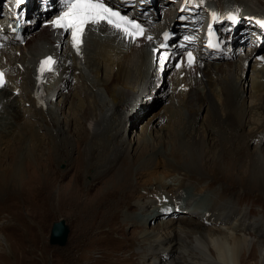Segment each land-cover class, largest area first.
I'll list each match as a JSON object with an SVG mask.
<instances>
[{
	"label": "bare ground",
	"instance_id": "1",
	"mask_svg": "<svg viewBox=\"0 0 264 264\" xmlns=\"http://www.w3.org/2000/svg\"><path fill=\"white\" fill-rule=\"evenodd\" d=\"M48 1L47 7L54 8L50 12H46L51 13L52 16L43 20V23L62 11L60 0ZM203 1L208 5L213 2V0ZM133 9L135 12L140 9L141 14L149 10L147 8L143 10L138 4ZM214 9L217 7L211 5L210 13ZM3 11L0 8V14ZM227 11L230 12L229 15L232 13L235 16L242 11L247 14L249 9L233 7ZM150 15L151 13L148 16L152 19ZM211 15L209 26L212 25L211 31H213ZM259 15L262 14L259 13ZM212 16L216 17L214 23L220 20L222 24H226V17L221 19L217 15ZM4 18L13 19L14 17L11 12H8L0 17V19ZM13 22L16 23L14 19ZM43 23L32 31L24 32L26 42L24 38H21L20 43L11 44L6 41L3 46L2 63L9 67V70L8 82L0 90V158L8 157L12 162L11 168L5 170L9 174V180L14 184L20 182L24 185L27 181L29 182L31 177H39L41 180H43L42 176L45 177L46 184L42 185V189L31 190L29 187V190L35 192V196L41 194L39 203L80 208L88 213L90 216L88 218L86 216V221H83L85 223L82 227L83 233L80 234L82 242L86 240L87 233L91 232V234L95 233L93 237L105 233L104 239L113 240L115 236L120 235L122 243L134 245L135 242L136 245L139 244L141 249L133 253L134 257L131 256L135 258V264H138L139 259L143 260V264H264V217H253L252 220H249L253 209L241 207L239 204L242 202L237 201L239 198L236 200L228 195L233 191H230L228 187L235 186L232 182L226 190L222 187L223 193L212 198L210 202L205 201L202 195L196 200V192L200 190L196 186L189 187L191 194L187 196L188 200L182 197L169 200L170 195L161 197L160 191L155 195L156 198L137 195V192L143 194V188L147 190L149 184L151 185L154 181H157L156 185H160V187L167 185V182L172 180L176 182H180V180L205 181L207 178L203 175L201 176L203 178L198 177L196 180L195 175L197 174L194 172L196 164L206 167L209 163V158L203 151L207 135L214 137L213 133H222L219 140L229 139L231 143L228 144L231 145L229 147L222 146L221 151H230L233 147L236 150V142L242 139L243 118L247 111L253 110L251 113L264 115V66L258 61L252 60L251 97L253 104L250 109L244 103L245 92L242 90L241 79L248 70L247 62L250 64L253 56L247 59L245 53L244 56L241 54L235 59H228L219 52L217 59L215 57L205 58L202 53L204 46H202L199 63L188 69L190 77H180L183 69L173 70L172 66L169 71L172 76L171 78L167 77L164 82L167 83L168 88L174 86L171 90L174 93L172 104L175 107L166 106L160 113L154 114L149 121L144 139L153 138L151 129L161 126L162 130L164 128L167 131L161 136H168V141L171 144L175 140L176 146L173 147L170 156L161 158L162 149L157 145L162 141L151 145L146 144L143 146L141 154L134 153L133 160L125 158L121 166L116 168V162L122 150L117 149V145L112 146L111 141L116 137L123 139L119 127L125 121L123 112L127 108L130 94L144 83L150 73L155 74L156 72V75L157 73L159 75L161 71L160 63L156 62V67H153L154 55H152L151 61L146 55L149 45L152 46V51L157 48L158 32L151 29L144 37L132 40L124 37L121 32L110 26H93L85 35L82 52L77 53L71 48L69 35L58 34L49 26H44ZM7 27L8 25L0 30L1 33L7 34L9 31ZM238 28L239 24L234 25V29ZM186 31L190 34L196 32L192 26ZM250 32L254 34L250 38L258 42L261 33H258V30H250ZM147 35L153 36L154 39L147 40ZM228 36L230 37L229 33ZM243 49H245L244 45L237 48L238 51ZM47 55H52L56 63L52 65L51 71L46 70L43 73H38L40 65ZM157 58L156 55V60ZM198 70L202 72L201 77H198ZM72 76H74V84L71 85L69 91L61 95L62 102L55 103L56 95L61 94L58 91V83L65 82ZM52 80H56V83L47 88L46 84ZM182 82H186L185 85L188 87L177 91V87ZM77 87H80V90H77ZM18 88H20V92L17 94V98H14L12 92ZM221 95L224 99V113L221 115L216 111L210 131L207 128L202 134L195 124V116L206 105L210 109L213 108V98H220ZM91 97L93 104H86L85 101L88 102ZM232 101L234 104H231ZM17 102L22 110L17 106ZM27 103H30L36 112L32 114V118L24 120L23 113L27 111L24 109V104ZM68 105L70 115L76 117L81 112L80 124H77L74 119L66 118L65 122L61 120L59 113L63 112ZM175 116L177 124L172 126L174 121L172 119H175ZM63 123L68 127L74 126L72 136L65 134ZM9 124L16 127L15 132L7 131L11 127L8 126ZM35 124L39 125L40 131L46 129L47 132L50 131L49 133L55 136V140H61L66 145L67 154H69L72 140L79 145L76 157L72 156V160H76L75 169L72 164L74 170L72 178H78L79 174L80 177L85 176L87 170L86 176H90L92 180L86 183L85 190L82 189L83 187H79L80 184L76 178L70 183L67 182L68 184L61 183L55 192L53 191L56 185H53L54 180L45 171L49 165L44 158L46 151L43 153L39 147V140L44 136L34 128ZM83 129L89 131L91 137ZM47 132L45 134H49ZM254 134L256 137V133ZM11 136L14 137L11 138ZM161 136H159L160 140L163 139ZM182 137H185V140ZM257 138H254L258 144L255 155L260 157L264 151V138ZM83 141L87 146L86 167L83 163L85 153L79 149L80 143ZM177 142L187 146L194 144L197 149L195 151L192 149L191 152L181 150L177 146ZM27 143L30 144V147ZM47 143L50 144L49 147L54 146L51 140L45 144ZM139 143L141 144V142ZM243 145L245 146V144ZM3 149H6V152H3ZM181 151L183 153L180 155ZM220 156L213 157L212 161L219 162ZM142 158L146 159V163L134 172L133 166ZM161 163L171 167L170 173H168L170 177L159 174L155 170V167ZM69 170L71 171L72 167ZM69 170L62 173L67 174ZM110 171L112 172L109 174ZM144 176L147 178L141 180ZM57 180H64V176H59V178L57 176ZM219 181L217 182L219 183ZM183 186L180 183V187ZM207 186L209 184L199 187L201 190H205ZM45 190H47L48 196L44 194ZM244 194L238 196L242 197ZM192 199L196 201L195 208H181V206H187L188 201ZM160 201L166 202L168 210L161 209L155 212ZM178 208L179 211L183 209L186 212L172 215L168 221L164 219L152 224L149 222L152 219V216H149L150 213L153 216L165 215V212L168 211L178 213ZM129 222L138 224L135 230L126 231L124 229ZM250 245L252 252L246 256L245 249ZM116 248L117 246L111 242L101 247L102 257L97 261V264H122L125 258L116 254L119 251Z\"/></svg>",
	"mask_w": 264,
	"mask_h": 264
},
{
	"label": "rangeland",
	"instance_id": "2",
	"mask_svg": "<svg viewBox=\"0 0 264 264\" xmlns=\"http://www.w3.org/2000/svg\"><path fill=\"white\" fill-rule=\"evenodd\" d=\"M8 1H11L13 3L11 4L12 8H7V11L13 14V19L15 21H17L18 19L20 20V26L23 25V34L25 42L26 37L24 32L32 31L36 27L42 25L43 20H46L52 16L51 13L48 14L46 12H50L54 8L47 7L49 3L48 0H24L23 4H19V0ZM200 1L203 2V5L197 6L196 4L182 3L181 0H136V4L129 7L133 9L138 4L143 10L144 8H147V10L149 9L148 11H150L149 13H151L150 16L152 17V19L154 18V24H161L158 12L162 9L164 14H167V20H164V22H166L165 24H167L168 21L169 26L174 24H180V26L185 25V31L190 26H192L194 31H196V25L198 23H205V43L202 44V46H204V50L202 51V53L205 58H213V54L216 56L215 58L217 59V54L221 52L223 57H226L228 59H235L237 56L241 55L239 54L240 51L237 50L238 46L244 45L245 42L247 46H249L251 42H254L256 44H260L262 42L264 45V28H262L258 23V21L264 22V0H213V2H210V4L214 7L226 4L227 9L233 7H242L243 9H249L247 14L243 13V10L241 13L235 15L237 17V20L235 21L236 23L233 20H229V17H226V24H222L220 20L214 23V18L212 16L213 12L210 13L211 5H208V3H205L203 0ZM221 2H223V4H220ZM61 3L62 0H60V4ZM4 6V0H0V8L3 9ZM206 6L209 7V10ZM7 11L5 10L6 13H8ZM135 13H139L141 15L140 9ZM259 13H261L262 15H259ZM210 14H212L211 19L213 18L212 24L214 26L212 32L214 33L215 39L213 40V42L216 41L220 45V47L217 49H210V47H208V44L206 43L209 40V30H211L212 28V25L211 27L209 26V24L211 23ZM3 15L4 14L1 13L0 17ZM228 16L230 15L228 14ZM237 24H239V28L234 29V25ZM16 27H18V24L16 25ZM7 28L9 29L7 34H10L12 32V29L10 26H8ZM250 30H258V33H261V37L258 42L250 38L253 34L250 32ZM228 33L230 34V37L228 36L227 38ZM12 34L14 35L15 32L13 31ZM13 35L12 39H14V41L12 42L11 39L9 43H20V40H18L17 38H13ZM224 36L226 38L223 39L230 40L227 44L221 43L222 37ZM233 41L235 42V48L232 53H228L227 45L233 44ZM147 49L146 55L149 60L151 59L152 55H154L153 59H156V55L159 56V54L163 53V50L160 51V53H155V51H152V46L150 45L147 47ZM252 60L253 58H251L250 64L249 62L246 64L248 70L241 79L242 90L243 92H245L244 103L245 106L249 109L253 104V99L251 97L253 82L251 78L253 76ZM152 63L153 67L155 68L156 62H154L153 60ZM172 66L173 61L169 60L168 62L167 60L166 64L164 65V70L166 71L162 73L161 68L159 75L158 73L156 75V72L155 74L150 73L144 83H142L139 88L137 87L136 89H134V91L130 94L127 103V108H125V111L123 112L125 121L119 127L122 132L121 135L123 136V139L121 140L120 137H116L111 141L112 146L117 145L116 148L122 150L121 154L117 159L116 168L118 166H121L125 158L133 160L135 158L134 153L136 155L141 154L140 152L142 151L143 146H145L146 144L151 145L162 141L161 144L157 145L161 146V154H165L160 155L161 158H163L162 156H170L173 147L176 146L175 140L171 144L168 141V136H161V134L166 131V129L164 128L162 130L161 126L156 127V129H151V132L154 136L153 138H150L149 140L144 139V136L148 131L149 121L151 118H153L154 114L160 113L166 106H171V108L175 107L172 104V95H174V93L171 90V86H169L168 88L167 83L164 82L166 81L167 77L170 76L168 73H170L169 71ZM156 69L159 72V68L157 67ZM51 82H49V84H46L47 88L54 85L56 83V80H52ZM61 82L58 83V91H60L61 94L56 95L57 97L55 98V103L57 104H60V102H62L61 95L69 91L71 85L74 84V76H72L71 79L67 78L65 82ZM78 89L80 90V87H77V90ZM12 93H14V98H17V94H15L14 90ZM89 99L90 100H88V102L85 101L86 104H93V98L91 97ZM213 99V108L210 109L206 105L195 116V124L200 129V132L202 134L207 128V130L210 131V126L213 124L215 116L214 113L216 114L218 112L221 115H223L224 113L223 96L221 95L220 98L215 97ZM16 104L17 106H19L18 102ZM231 104H234V101H232ZM26 105L24 104V109L27 110L26 113H23L24 120H26V118H32V114L36 112V109L30 103H27ZM19 108L22 110V107L19 106ZM251 112H253V110L249 112L247 111V113L244 115L242 139L241 141H238L239 143L236 142V150L235 147H233V149H230V151H221L222 146L229 147L231 145L228 144L231 143L229 139H225V141L219 140L221 138L222 133H213L214 137L212 135H210V137L209 135L206 136V145L203 151H205L207 158H209V163L206 165V167L201 164H196V169L194 173L198 175H195L196 180H198V177H205L207 179L213 180L212 182L208 181L207 179L202 182H192L184 180L176 182L175 180H172L168 181L167 185L160 187V185H156L157 181H154V183H152L151 185L149 184L147 190L143 188V194H139L140 192H137V195H145L146 198H156L155 195L158 194V192L160 191L161 197L163 195H165L166 197L167 195H170V197H168L169 200H176L178 198L181 199V197L185 200H188L187 196L191 194L189 187L196 186V188L200 189L196 192V200L202 195V198H204L205 201L210 202L212 201V198H216L218 197V195L223 193L222 187H224V189L226 190L227 186H230V183L232 182L235 186L232 188H228L230 189V191L233 190V193L229 192L228 195H231L230 197H234V199L236 200L237 198H239L237 201L239 203L242 202V204H239L241 205V207L248 208L249 210L253 209V212L250 214L249 220H252L253 217H264V175H262L264 174V151L260 157H258V155H255V150L258 147L257 140H259L257 137L264 138V115H256ZM59 114L61 116V120L64 122L66 118H68L74 119L77 121V124H80L79 117L81 112L78 113L79 115H77L76 117L75 115H70L69 105L65 107L63 112L60 111ZM174 118L175 119H172V121L174 120L172 122V126H176L177 124V117L175 116ZM8 126L11 127H9L7 131L15 132L16 127H12V124H9ZM38 126V124H35L34 128L38 129ZM62 127H64L65 129L66 135L72 136V134L74 133V126L68 127V125H65V123H63ZM38 130L40 131V129ZM83 130L86 131V129ZM40 132L41 134L43 133L44 137L40 136L42 138L39 140V147L42 149L43 153L46 151L44 153V158L47 160V165H49L47 166L45 171L47 172V175H49L50 178L54 180L53 185L56 186L53 188V191L55 192L56 188H58L61 183L65 185L67 182L70 183L71 181H73V179L77 178H72L74 173L72 164H74V169L76 166V160L73 161L72 156L76 157L78 153L77 148L79 145L74 142V140H72L73 142L70 146L69 154H67V152L65 151L66 145H64L61 140H55V136L51 135L49 133L50 131L47 132L46 129H43V131ZM46 132L49 134H45ZM87 133L91 137L90 132L88 131ZM254 133H256V137H254ZM159 136H161L163 139L160 140ZM13 137L14 136H11V138ZM175 138L177 139L178 137L176 136ZM254 138H257V140H254ZM49 140H51V142L54 144V146L52 145L53 147H49V143L45 144L46 142H49ZM183 140H185V137L183 138ZM139 142H141L142 145ZM85 143L86 142L84 141L81 142L79 149L85 153V159L83 156V163L86 167L87 146ZM243 144H245V146ZM27 145L30 147L29 143H27ZM177 146H179L181 150L187 152L192 149L194 151L197 149L194 144L187 146L183 143L177 142ZM238 147H240V149H238ZM2 151L6 152V149H3ZM182 153L183 151H181L180 155ZM218 155H221L218 158L220 161L217 160L219 162H213V157H216ZM145 160L146 159L142 158L140 162L136 163L133 166L134 172L143 167V165L146 163ZM171 161L175 162L172 159ZM11 164L12 162L8 157H4L3 159L0 158V264H97V261H99L102 257L101 247L106 246L108 242H111L113 245L117 246L116 250L118 251L119 249V251L116 254H118L119 257L123 256L125 258L122 261V264H135V258L132 257H134V252L139 251L141 249L139 244L136 245L135 242L134 245H131L130 243L128 244L126 242L122 243L120 235L115 236L113 240H109L108 238L104 239L103 235H106L105 233L103 235H97L93 237L95 233L91 234V232L87 233L86 240H84L85 242H82V237H80V234L81 232L83 233L82 227L83 224H85L83 223V221H86V219L90 215L82 211L80 208H66L51 206V204L46 205L42 202L39 203L38 200L41 199V194H36L37 196H35V192L31 190L42 189V185L46 184V182H44V180H46L45 177L42 176L43 180H41L39 177H31V179H33H29V182L27 181L26 183H24V185L20 182L14 184L11 182V180H9V174H7L5 171L7 168H11ZM70 167H72L71 171L69 170ZM210 167L212 168L209 169ZM67 170H69V173H62ZM155 170H157L159 174H164L166 175V177H170L168 173H170L171 167H169L167 164L165 165L161 163L155 167ZM246 170L248 173L246 172ZM86 172L85 176L83 175L82 177H80L79 174L77 178V182L80 184L79 187H83V190L86 189V183L92 180L90 176H86ZM111 172L112 171H110L109 174ZM202 175L203 177H201ZM57 176L58 178L59 176H64V180L58 181ZM144 178H147V176L142 177L141 180H144ZM214 180L216 181L214 182ZM217 181H219V183ZM180 183L184 186L180 187ZM208 184L209 186H207L205 190H201V187H199ZM29 187L31 190H29ZM244 192L245 194L247 193V195H245ZM44 194L47 196L49 195L47 193V190H45ZM241 194H244V196H238ZM138 196L136 197V199L138 198ZM188 202L189 203H187V206H181V208L196 207L195 199H192L191 201L189 200ZM167 208L168 207L166 202L160 201L159 207L154 211L158 212V210ZM179 208L178 213L168 211L167 213L165 212V215L158 216H153L150 213L149 216H152V219L149 222L152 224L154 222H160L164 219L165 221H168V218H171L170 216L175 214H183L186 212L183 209L179 211ZM62 217L68 219L70 226L68 244L63 249L59 248L58 246H52L49 243V236L52 224L54 221ZM137 225L138 224L135 222H129L124 229L126 231H132L135 230ZM251 248L252 247L250 245L247 249H245L246 256L250 252H252ZM139 260L137 261V263L143 264V260Z\"/></svg>",
	"mask_w": 264,
	"mask_h": 264
},
{
	"label": "snow or ice",
	"instance_id": "3",
	"mask_svg": "<svg viewBox=\"0 0 264 264\" xmlns=\"http://www.w3.org/2000/svg\"><path fill=\"white\" fill-rule=\"evenodd\" d=\"M24 0H19V4H23ZM215 19V17H213ZM229 19L234 22L237 20L236 16H231ZM55 27L62 29L71 36L73 46L77 52L80 50V46L83 43V36L86 30H91L93 26L107 25L118 32H121L124 37L135 40L139 37L145 36L144 26L138 22L135 18L122 13L118 8L110 6L107 0H64V10L53 22ZM260 26L264 28V22H259ZM15 31V29H13ZM209 43L208 47L218 48L219 44L214 43V33L209 30ZM165 41L169 39V33L163 34ZM146 39L152 41L153 36L147 35ZM160 48H167L166 44H161L159 48L154 51L159 52ZM171 57L167 52L162 53L158 58V63L167 61ZM264 59V57H260ZM195 57L192 52L187 53V64L189 67L193 65ZM56 61L51 57H47L40 65V72L43 73L46 70L51 71L52 65ZM163 66V65H161ZM180 66V65H178ZM6 81L4 73L0 72V88L4 87Z\"/></svg>",
	"mask_w": 264,
	"mask_h": 264
},
{
	"label": "water",
	"instance_id": "4",
	"mask_svg": "<svg viewBox=\"0 0 264 264\" xmlns=\"http://www.w3.org/2000/svg\"><path fill=\"white\" fill-rule=\"evenodd\" d=\"M107 2L112 4V0H107ZM69 234L70 226L67 218L62 217L54 221L49 236L50 245L58 246L59 248L66 246L68 244Z\"/></svg>",
	"mask_w": 264,
	"mask_h": 264
}]
</instances>
